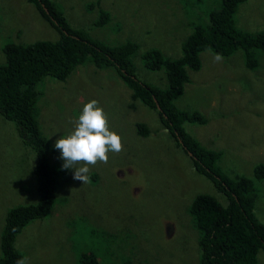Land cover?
I'll list each match as a JSON object with an SVG mask.
<instances>
[{"label": "rangeland", "instance_id": "1", "mask_svg": "<svg viewBox=\"0 0 264 264\" xmlns=\"http://www.w3.org/2000/svg\"><path fill=\"white\" fill-rule=\"evenodd\" d=\"M54 2L70 25L84 29L91 39L110 46L138 43V55L132 57L135 75L160 88L167 86L164 69L145 67L140 55L155 48L180 56L192 23L212 6L211 0ZM100 8L109 12V19L96 26ZM234 18L242 30L264 31V0L240 3ZM5 38L16 43L55 41L59 32L27 0H0V45ZM214 56L210 50L200 53V68L187 69L189 82L173 102L205 117L203 124L185 122L184 127L201 145L221 152L217 164L224 173L253 177L254 166L264 163V52L258 51L253 70L245 67L241 52L219 62ZM38 89V121L53 148L51 162L63 164L54 142L74 130L84 104L92 99L107 114L110 130L121 136L123 150L109 152L106 164L89 165L84 184L73 179L74 169H65L51 213L31 221L16 238L30 264H79L83 255L102 264H198V229L187 208L199 193L223 197L195 171L158 113L132 99L114 66L95 65L90 57L64 81L45 77ZM137 122L149 134H138ZM34 160L14 125L0 116V231L10 206L37 200L22 189L33 183ZM254 181L255 213L264 222V178ZM257 258L264 264L263 250Z\"/></svg>", "mask_w": 264, "mask_h": 264}, {"label": "trees", "instance_id": "2", "mask_svg": "<svg viewBox=\"0 0 264 264\" xmlns=\"http://www.w3.org/2000/svg\"><path fill=\"white\" fill-rule=\"evenodd\" d=\"M245 1L218 0L214 3L211 0L212 6L207 8L204 16L192 23L181 44L180 56L173 58L155 48L139 54L145 67L164 69L167 86L160 88L135 75L132 57L138 55L139 49L135 41L110 46L91 39L84 29L70 25L54 0H27L57 29L59 38L30 43H16L5 38L0 45L3 56L0 63V116L14 125L22 144L31 149L35 157L31 169L33 183L23 185L22 189L37 199L7 209L0 231V264H16L24 257L16 247V238L31 221L51 213L58 196L59 178H64L66 173L62 164L50 160L53 148L38 121V101L42 96L38 86L45 77L64 81L89 57L95 65L115 67L132 91V99L158 113L177 146L189 156L195 171L206 176L222 195L223 199L219 200L212 194L199 193L187 208L198 229V264H259L257 253L264 251V222L255 213L254 180L264 178V163L254 166L253 177H229L217 164L221 152L201 145L184 127L185 122L203 124L205 117L196 110H181L173 102L189 82L187 69H199L200 53L206 50L222 57L241 52L245 67L249 70L257 68L258 51L264 52V31L242 30L234 18L238 5ZM190 6L189 2L188 8ZM108 19L109 12L100 8L94 25L101 26ZM135 127L138 134H149L143 123L137 122ZM78 263L102 264L91 255L81 256Z\"/></svg>", "mask_w": 264, "mask_h": 264}, {"label": "clouds", "instance_id": "3", "mask_svg": "<svg viewBox=\"0 0 264 264\" xmlns=\"http://www.w3.org/2000/svg\"><path fill=\"white\" fill-rule=\"evenodd\" d=\"M213 59L219 62L222 56L216 54ZM53 147L60 151L61 168L74 169L73 179L82 184L89 181V165L106 164L109 152L120 153L123 150L121 136L110 130L107 114L95 99L84 104L74 130L60 136ZM16 264H30V259L21 257Z\"/></svg>", "mask_w": 264, "mask_h": 264}]
</instances>
